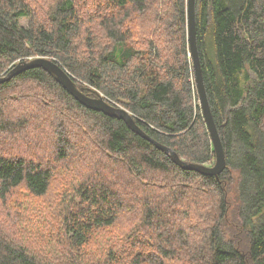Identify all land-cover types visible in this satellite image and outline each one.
<instances>
[{
    "label": "trees",
    "instance_id": "1",
    "mask_svg": "<svg viewBox=\"0 0 264 264\" xmlns=\"http://www.w3.org/2000/svg\"><path fill=\"white\" fill-rule=\"evenodd\" d=\"M187 6L55 0L47 11L42 0H0V76L52 58L149 137L83 105L41 66L0 82V264H264V0H195L203 81L227 161L218 176L182 167L155 143L189 162L216 160ZM29 109L42 117L25 118ZM41 120L51 144L30 143L27 129ZM11 133L33 147L13 152ZM37 206L52 220L41 221L45 229L14 219L41 214ZM27 234L46 255L22 241Z\"/></svg>",
    "mask_w": 264,
    "mask_h": 264
},
{
    "label": "water",
    "instance_id": "2",
    "mask_svg": "<svg viewBox=\"0 0 264 264\" xmlns=\"http://www.w3.org/2000/svg\"><path fill=\"white\" fill-rule=\"evenodd\" d=\"M187 12H188V21H189V41H190L191 55L193 57V62L195 66L196 83L200 96L202 112L205 117V121L207 123L211 135V139L213 142V146L215 149L216 160L213 165L189 162L179 157V155L171 148L161 145L160 143H157L154 140L152 141L155 142L158 147H161L165 152H167L175 163L180 164L182 167L195 169L207 175L218 176L225 170L227 166V161L225 156V150L217 129L215 119L211 111L209 99L203 81L201 62H200V58L197 50V42H196L195 0H188ZM34 66H41L47 69L83 105L93 110L103 111L110 116L123 119L126 121V123L133 131L138 132L139 134H141L146 138H149L148 135L138 126V124L135 122V119L133 118V115L127 109L109 103L108 101L105 100L103 95H97V97H92L88 95L85 92L84 88H80L78 86V84L74 81V79L67 72V70L52 58L35 57V58L23 60L22 62H18L14 68L10 69L8 74L0 76V82L8 80L15 74H18L21 71H23L24 69Z\"/></svg>",
    "mask_w": 264,
    "mask_h": 264
},
{
    "label": "rangeland",
    "instance_id": "3",
    "mask_svg": "<svg viewBox=\"0 0 264 264\" xmlns=\"http://www.w3.org/2000/svg\"><path fill=\"white\" fill-rule=\"evenodd\" d=\"M42 1L45 4V6L47 7V11H48L49 10V6L55 0H42ZM22 23L23 24H27V20L23 19ZM37 88H38V86L32 85L29 89H32V91L35 92V91H38ZM21 89H22V87H21ZM26 90H28V87L25 89V92L27 94H29V95L32 94V93H28V91H26ZM16 92H17V95H18V91H16ZM43 92H46V91L43 90ZM43 95L47 96L48 94L45 93ZM42 98H45V97L42 96ZM22 107H18V108L21 109ZM20 112H22V114H25V118H27V119H29L31 121H32V117H34V116L38 115L40 118L42 117V116H40L39 110H37V109H34V110H30L29 109L28 111L27 110H22ZM32 114H33V116H32ZM20 115H21V113H20ZM7 117H9V116H7ZM12 119H14L13 116H12ZM14 121H15V119H14ZM44 125H45V122H43V120H41L39 123H37V125H33V126L31 125L27 129L28 132L32 133V137H29L30 143L33 142L34 144L35 143L42 144V143L50 142V144H51V142L54 140L51 137L53 135L55 136V134H53V130L50 127H47V126H44ZM35 133L38 134V135H34ZM44 134L46 135L45 137H44ZM1 136L3 137V135H1ZM19 136H20V134H16V133H11L10 135H8L7 137H9V139L7 141H5V143L7 144L6 147L8 148V146H11L12 149H13V152L17 151L18 149H23L27 153L28 148L29 147H33V145L30 146L29 145V141H26L24 138H18ZM75 142H74V145H77V142H79L82 145L84 143V139L82 141H77L76 143ZM75 147L76 146H73V147L71 146V149H69L70 150V154L73 157H77L78 159H80V157H78V156H81L83 154V152L75 149ZM87 147H89L90 149H94V147L92 145L91 146H87ZM98 157H99V155L96 156V158H98ZM207 165H213V164H207ZM68 166H69V164H68ZM79 169H80V167L78 165H75V170L78 171ZM54 176L59 178V175H58V173L55 170H54ZM234 185H235V182H234ZM51 188H52V193L55 191V189H57V186H56L55 182L52 184ZM59 189H60V192H62L64 190V187L61 186V187H59ZM233 196H234V187H233V191H232L231 197L233 198ZM49 197H50L49 198L50 204H53V197L52 196H49ZM36 208L39 210L40 206L39 207L37 206ZM39 212H41V214H38V215L32 214L30 212H25L23 214H20V213L17 212V214L14 215V219H17L18 222L23 220V219L34 220L37 223V225H39L43 229H45L46 226H44L41 223V221H43L45 219L49 221V219H50L49 215L45 214L44 212H42L40 210H39ZM3 213H4V210H0V215L3 214ZM49 214H51V213H49ZM51 222H52V220H51ZM11 224H12V222H9V226H12ZM13 229H16V231H18V232L20 231V232H24L25 233V231L23 229H21L20 227H18V225H16V224H15V228L13 227ZM22 241L24 243H26V244H28V242H30L29 244L31 245L32 249L36 250L39 253L40 256H43V254L46 255L45 251L48 250V248L47 249L44 248V246H43L44 244L41 243L40 239L37 240L36 237L28 235V239L27 240L22 239Z\"/></svg>",
    "mask_w": 264,
    "mask_h": 264
}]
</instances>
